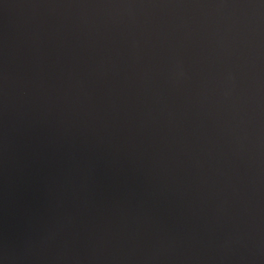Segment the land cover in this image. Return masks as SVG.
Here are the masks:
<instances>
[{"label":"water","instance_id":"water-1","mask_svg":"<svg viewBox=\"0 0 264 264\" xmlns=\"http://www.w3.org/2000/svg\"><path fill=\"white\" fill-rule=\"evenodd\" d=\"M0 264H264V0H0Z\"/></svg>","mask_w":264,"mask_h":264}]
</instances>
